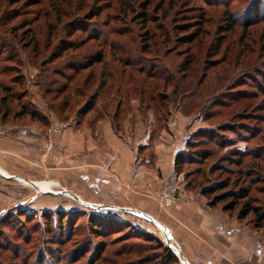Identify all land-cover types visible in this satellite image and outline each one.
Returning a JSON list of instances; mask_svg holds the SVG:
<instances>
[{
    "label": "rangeland",
    "instance_id": "obj_1",
    "mask_svg": "<svg viewBox=\"0 0 264 264\" xmlns=\"http://www.w3.org/2000/svg\"><path fill=\"white\" fill-rule=\"evenodd\" d=\"M181 1L154 0L155 5L162 3L170 12L163 22L158 14L162 36L154 24L148 23L146 28L154 39L147 42L134 15L128 12L121 16L118 12L119 5L131 6L139 12V0H37V4L35 0H0V98L11 96V92L3 91L10 87L20 101L11 97L12 112L20 108L17 103H28L35 109L43 104L53 113L50 107L58 109L62 97L55 93L44 96L43 92L48 87L56 92L67 84L60 74L67 78L71 66H84L87 59L102 54L104 64L108 63L113 71L111 79H104L112 88L108 90V97L113 94L116 74L122 69L123 81L129 75L144 79L134 70L156 77V80L145 79L149 91L142 103L150 112H156L159 104L161 113L156 117L163 122L168 117L169 105L173 108L180 104L178 97L174 100L170 96L159 103V99L152 102L151 96L171 95L173 87L179 84L183 89L178 96L189 94L180 107H187L185 110L190 112L187 117L192 118L195 129L188 140L196 142L198 147L187 152L192 160L182 166L181 179H174L176 192H181L182 184L185 189L186 182L195 183L199 191L228 183L226 189L215 195L243 188L264 216V85L261 83L264 81V2L218 0L224 2L221 7L211 4L210 0H185L189 2L187 5H181ZM225 11L235 21L231 32L224 31ZM201 15L200 38L192 44L179 42L187 34L178 35L174 25L199 21ZM118 32L124 36H116ZM163 36L167 39L165 44ZM111 42L114 58H122L123 64L130 67L114 61L108 46ZM62 48L66 51L57 58ZM186 55L188 63H184ZM102 66L95 65L72 76L68 93L72 118H76L77 108L91 99L101 79L81 89L80 98L73 99L71 93L83 85L88 72L99 77ZM50 81L53 83L49 86ZM123 87L120 95L123 103L138 100L131 86ZM126 92L129 98H125ZM118 100L113 98L108 103L112 107L109 112ZM53 117L59 120L55 114ZM54 129L61 132L59 127ZM204 132L211 135L210 141L201 140ZM43 184L56 194H48L43 205L34 204L32 208L11 212L0 219V264H91L98 257L92 264H100V258L104 257L121 264L127 258L137 257H117V253L136 250L152 258L162 252L157 250L160 245L167 247L168 239L179 251L169 229H166L167 237L142 217L119 210L89 209L57 182ZM163 186L165 183L157 199L164 209L166 204L160 198ZM229 203L223 201L217 207ZM238 210L239 206L231 215L237 216ZM242 221L255 229L251 215ZM255 230L264 238V225ZM178 260L179 264H185L179 257Z\"/></svg>",
    "mask_w": 264,
    "mask_h": 264
},
{
    "label": "crops",
    "instance_id": "obj_2",
    "mask_svg": "<svg viewBox=\"0 0 264 264\" xmlns=\"http://www.w3.org/2000/svg\"><path fill=\"white\" fill-rule=\"evenodd\" d=\"M37 107L46 122L0 121V219L45 203L56 193L43 183L57 182L83 203L150 216L170 230L188 264H264L262 235L236 215L209 208L199 192L182 184L180 200L164 209L157 199L163 183L181 179L174 162L195 131L192 118L175 111L158 122L136 100L117 125L96 110L60 121Z\"/></svg>",
    "mask_w": 264,
    "mask_h": 264
},
{
    "label": "trees",
    "instance_id": "obj_3",
    "mask_svg": "<svg viewBox=\"0 0 264 264\" xmlns=\"http://www.w3.org/2000/svg\"><path fill=\"white\" fill-rule=\"evenodd\" d=\"M22 1V0H20ZM36 4L38 3L37 0H35ZM141 1L139 3L138 9L139 12L134 11L133 7L128 6V7H120V5L118 6V12L121 16H126L128 15V12H131L134 15L135 21H137V23L139 24V26L141 27V29L144 31V35L147 37L146 40L147 42H150L153 38V34H149L148 30H147V25L148 23H152L155 25L156 29L158 31H160L161 36H162V32H163V28L161 27L160 24L158 23V14H160V17L162 19V22L166 20V18H168L169 16V12L164 9L163 4H158L155 5L154 4V0H139ZM208 1V0H207ZM264 2V0H262ZM176 2L178 3V0H176ZM180 2V1H179ZM212 2V3H211ZM189 2H185V0L181 1V5H187ZM211 4H216L219 5L221 7H224V2L223 1H219L218 0H210ZM227 4V3H226ZM229 13L225 11V30L224 31H228L231 32L234 29V25H235V21L232 19V17L230 15H228ZM255 16V15H254ZM261 16V15H259ZM201 20H194L193 22H186L185 24H178V25H174V31L180 34H187L185 36H183L182 38H180V40H178L179 42L181 41L182 43H186V44H192L194 42H196L200 36L203 34V30H202V18L203 16H200ZM261 18V17H260ZM254 20H256V18L254 17ZM249 23V22H248ZM248 23H246V27H248L249 25H247ZM190 29H193V31L190 32ZM189 33V34H188ZM116 36L118 37H122L124 36V33L118 32L116 33ZM167 37V35H166ZM165 36H163V44H165L167 42V39ZM114 42V41H113ZM113 42H111L109 46V50L111 51V56L112 58H114V56L112 55V51L114 50V45ZM66 50L62 48V52H60V54H58L57 58L61 57L63 55V53ZM188 56L186 55V58L184 60V63H188L187 60ZM114 61L120 64H123V60L122 58H118L117 60L114 58ZM105 63V58L104 55L102 54H97L95 56H93V58L91 59H87L86 64L84 66H80L78 68L75 67H70V76L65 78L63 75L64 74H60L62 78H64L67 82V84H65L62 88L56 90V92H51V87H48L45 92H43V95H48L51 93H55L56 95H60V97H62L61 100V104L59 106L58 109H53V107L51 106L49 109L53 112V114H55V116L60 120V121H68L69 119H71L72 117L69 115V111H70V107H71V100L68 94L69 90H70V82L73 79L74 76H78V74H80L81 72L87 70V69H91V67L95 66V65H103L102 69L99 73V77H97L93 72H88L86 78L83 81V85L79 86L78 89L71 93L73 96V99H77L80 98V90L83 89H87L89 88L91 85H94L93 83L97 81V78L101 79V81L99 82V84L97 86H95V91L92 94L91 99L86 102L82 107L77 108L76 111V119L80 118L86 114H88L90 111H94L96 110L98 112V116L99 117H104L105 115H108L109 117L112 118L113 122L115 123V125H117V122L119 120V118L121 117L122 113L127 112L128 108L130 107L131 101H126L125 103L122 102L120 95H122L123 90H122V86H124L123 88H125V85H129L131 86L130 88H133V92L135 94H137V101H139L140 104V108L142 111H149L150 109H148L147 107L144 106V104L142 103V98L144 96V94L149 91V87L147 86L145 79H151V80H156L155 76H148L146 73L144 74L142 71L140 70H134V73H137V75H142L144 77L143 80L140 79H136L133 76L131 77V75L127 76V78L123 81V78L120 77L122 75L125 74V72H123L124 69H122V71L118 74H116L118 77L115 81L116 85L114 87V92L113 94H110V97H108V90H112L111 86L109 87V84H105V78L111 79V73H113V71L111 69H109L108 67V63L107 65L104 64ZM125 67H130L129 64H123ZM57 74V73H54ZM66 75V74H65ZM73 76V77H72ZM72 77V78H71ZM53 82L50 81V83H48V85L50 86ZM261 83H263L264 85V81H261ZM183 87V86H182ZM182 87L179 86V84H176L173 87V90L171 92V95H166V94H158V96H151L152 98V102H154L155 100L159 99V103L166 101L170 96L173 97L174 100L177 99V101L181 104H184V101L187 99V97L189 96L188 93H184L183 95L180 94L178 96V92L182 91ZM3 91H5V93H10L11 92V96L8 98L6 95L2 96L0 98V121L5 122L7 119H23V118H27L29 120H33V121H37V122H46V119L44 118V116L34 107H32L30 104L28 105L25 103H21L18 104L19 105V109H17L16 111H11L13 106V101L12 98L15 99V101H19V98L16 99V97H14V93L12 91V88L10 87H6L3 89ZM106 91H107V96H106ZM106 96V97H105ZM129 92L125 93V98H129ZM111 98V99H110ZM113 98H119V100L117 102H115V106L113 108V111L109 112L111 108H109L108 103L113 101ZM130 100V99H129ZM20 102V101H19ZM171 104L175 103L170 101ZM180 104H177V106L173 107L169 105L168 107V117L167 119H165L163 122H166L170 116L172 115V112L174 111H180L184 116H188L190 114V112H187V107L184 108L180 107ZM11 105V106H10ZM157 110L156 112H152L156 118V120L158 122H161V119L159 117H156V114H160V107L159 104L156 105ZM183 108V109H182ZM186 109V110H185ZM48 123V122H47ZM198 135V134H197ZM210 134L207 132H204L201 135V140L203 142H208L210 141ZM198 146H196V142L192 141V140H187L186 142V148L185 151L179 153L176 158H175V162H174V168H175V175L176 176H180L182 174L181 172V168L183 165L186 164H190V160H192V158H190L189 154L187 153L189 150L194 151L193 149H196ZM228 186V183H222V184H217V186H215L214 188H204V189H200L197 190L195 183L191 184V183H187L185 184V189L189 190V191H193V192H198L200 193V195L207 201V206L211 209H219L217 206L222 203L223 201H229L230 203L227 204L226 206H221L220 210L231 214L233 213L237 207L239 206V210H238V214L237 217L238 219L242 220L244 218H246L248 215H251L253 217V221H254V228L255 229H259L261 227H263L264 225V216L262 214H260L257 210L256 207H254V202L252 200H250V198L248 197V192L245 191V189L243 188H238L237 190L233 191V192H225L224 194H220V195H215V193L220 192L224 189H226V187ZM215 195V196H214ZM217 207V208H216ZM89 208V207H87ZM89 209H94V208H89ZM1 232V231H0ZM107 235V234H105ZM2 236V235H0ZM2 250V247L0 246V251ZM158 251H162L159 254H155L152 256V258H149L148 256H143L142 251H127L125 253H117V257H121L122 255L124 256H128V255H135L137 258L135 260H129L128 258L126 259L125 262H122L121 264H179V260L178 257L174 254V252L168 248V246L165 248H163V246H159V248H157ZM103 252H105V250H103ZM98 258L94 259V262L96 260H98ZM92 260L90 261V263H94ZM100 264H119L117 262L114 261H109L107 258H100Z\"/></svg>",
    "mask_w": 264,
    "mask_h": 264
},
{
    "label": "water",
    "instance_id": "obj_4",
    "mask_svg": "<svg viewBox=\"0 0 264 264\" xmlns=\"http://www.w3.org/2000/svg\"><path fill=\"white\" fill-rule=\"evenodd\" d=\"M73 198L75 200H77L79 203H81L82 205L86 206V207H89V208H94V209H104V210H108V209H112V210H119L121 212H124V213H128V214H132V215H137L139 217H142L143 219L147 220L148 222H150L151 224L159 227L161 229V231L163 233L166 232V229L163 225H161L159 222H157L156 220H154L153 218H151L150 216L144 214V213H141V212H137V211H134V210H128V209H121V208H116V207H103V206H92L90 204H87V203H83L81 202L77 197L73 196ZM168 248H170L178 257L181 261H183V263L185 264H188L187 261L182 257L181 253L174 250L171 246L170 243H168Z\"/></svg>",
    "mask_w": 264,
    "mask_h": 264
},
{
    "label": "built area",
    "instance_id": "obj_5",
    "mask_svg": "<svg viewBox=\"0 0 264 264\" xmlns=\"http://www.w3.org/2000/svg\"><path fill=\"white\" fill-rule=\"evenodd\" d=\"M56 130V129H55ZM176 188H175V182L173 179L168 180V182H165V186L162 187V191L160 193V198H162L164 200V203L166 204V206H171L173 204H175L176 202H178L180 200V196L179 194L176 192ZM161 199V200H162ZM167 237H169L167 235V230L164 233ZM168 243L171 244L172 248L174 250H176L173 246V244L171 243V240H167V245ZM177 251V250H176ZM179 252V251H178ZM175 254V253H174ZM176 255V254H175ZM177 256V255H176ZM178 257V256H177Z\"/></svg>",
    "mask_w": 264,
    "mask_h": 264
}]
</instances>
